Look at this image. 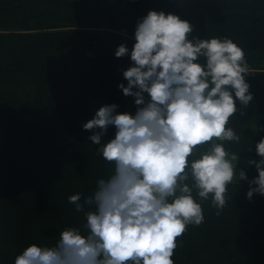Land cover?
<instances>
[{"label":"trees","instance_id":"obj_1","mask_svg":"<svg viewBox=\"0 0 264 264\" xmlns=\"http://www.w3.org/2000/svg\"><path fill=\"white\" fill-rule=\"evenodd\" d=\"M149 10L189 21V39L229 38L244 50L253 101L244 115L237 101L229 126L240 141L223 144L261 158L264 0H0V264H14L31 244L54 246L65 229L86 232L84 213L68 198L79 193L83 201L114 166L83 125L103 105L135 114L134 97L118 85L127 86L135 28ZM121 44L129 55L117 58ZM115 133L109 126L101 142ZM239 170L248 179L228 185L220 215L193 189L204 222L177 238L174 264H264V195H246L258 172L237 163Z\"/></svg>","mask_w":264,"mask_h":264},{"label":"clouds","instance_id":"obj_2","mask_svg":"<svg viewBox=\"0 0 264 264\" xmlns=\"http://www.w3.org/2000/svg\"><path fill=\"white\" fill-rule=\"evenodd\" d=\"M192 31L173 13L149 10L138 20L132 66L123 71L127 86L118 85L134 97L135 114L103 105L83 125L114 166L83 201L79 193L68 198L84 213L86 232L68 228L54 246L31 244L14 264H174L177 238L204 222L193 189L202 201L211 198L220 215L228 185L248 179L237 172L239 155L223 144L240 141L229 126L237 101L241 115L253 101L245 52L229 38L189 39ZM126 55L121 44L115 56ZM109 126L115 137L102 143ZM255 151L261 159L248 161L258 172L248 181L249 200L264 195V138Z\"/></svg>","mask_w":264,"mask_h":264},{"label":"rangeland","instance_id":"obj_3","mask_svg":"<svg viewBox=\"0 0 264 264\" xmlns=\"http://www.w3.org/2000/svg\"><path fill=\"white\" fill-rule=\"evenodd\" d=\"M0 140H1V132H0ZM260 159L261 158H253V157L239 156L237 163L238 164L249 165L248 161L255 160V161L258 162Z\"/></svg>","mask_w":264,"mask_h":264}]
</instances>
